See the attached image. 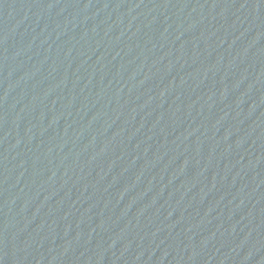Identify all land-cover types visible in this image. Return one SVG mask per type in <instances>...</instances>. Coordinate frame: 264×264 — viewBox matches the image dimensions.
I'll return each instance as SVG.
<instances>
[{"label": "water", "instance_id": "obj_1", "mask_svg": "<svg viewBox=\"0 0 264 264\" xmlns=\"http://www.w3.org/2000/svg\"><path fill=\"white\" fill-rule=\"evenodd\" d=\"M0 264H264V0H0Z\"/></svg>", "mask_w": 264, "mask_h": 264}]
</instances>
